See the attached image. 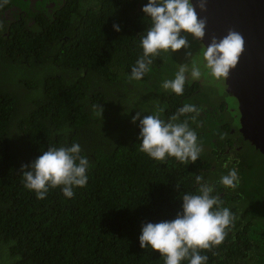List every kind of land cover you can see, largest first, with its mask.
Instances as JSON below:
<instances>
[{"label":"trees","instance_id":"1","mask_svg":"<svg viewBox=\"0 0 264 264\" xmlns=\"http://www.w3.org/2000/svg\"><path fill=\"white\" fill-rule=\"evenodd\" d=\"M115 1L128 10L104 0L86 10L89 0H79L84 11H71L69 1L57 17L35 13L40 25L0 22V264H165L159 252L141 248L142 225L175 219L182 196L198 194L201 184L235 216L221 245L198 250L206 264H264V155L245 141L227 153L239 139L230 123L211 114L209 125L201 124V94L162 87L175 78L184 49L161 52L141 80L130 78L143 55L135 34L151 19L130 9L140 0ZM185 103L200 110L180 117L197 133L198 160L156 161L142 152L136 112L163 109L158 114L168 121ZM74 143L89 160L88 183L71 198L57 187L38 199L24 186L22 166ZM233 168L239 183L228 188L220 181Z\"/></svg>","mask_w":264,"mask_h":264},{"label":"clouds","instance_id":"2","mask_svg":"<svg viewBox=\"0 0 264 264\" xmlns=\"http://www.w3.org/2000/svg\"><path fill=\"white\" fill-rule=\"evenodd\" d=\"M208 2L209 0H196L195 3L193 0H149L142 11L151 19V26L140 36L143 55L132 67L130 78L141 80L151 70L150 66L161 52L172 54L184 49L185 55L191 57L188 37L200 42L205 39L208 19L206 16L201 17L197 8L200 12H207ZM8 3L9 0H2L0 7ZM113 28L120 31L118 24H114ZM245 45L243 35L234 28H229L222 38L212 36L206 47L202 44V55L210 74L223 82L229 78L230 72L237 67L245 52ZM187 72L188 65H181L175 78L164 80L162 87L183 95ZM190 74L193 79H200L202 76L201 69L195 63L192 64ZM93 107L94 110L98 108L97 114L103 116L104 109L100 105ZM236 107L238 110V102ZM213 109L218 111L219 108ZM162 111L163 109H158L157 114L153 115L136 112L132 118L134 124L139 121V138L142 141L140 150L156 161L174 157L182 162L191 160L195 163L202 147L198 143L197 133L190 128L187 120L181 122L180 117L188 113L199 115L200 110L193 104L185 103L168 121L160 118L158 113ZM238 113L240 114L239 110ZM225 131L229 133L227 128ZM238 134L243 141L248 142L239 130ZM80 153L81 147L76 143L67 148L50 147L43 151L31 165L22 166L24 186L34 191L38 199H45L49 190L57 187L62 189L66 197H73L74 187H84L88 183L86 171L89 160ZM202 180V176H196L197 183ZM220 182L228 188H235L239 183L237 170L233 168L228 175L221 177ZM213 191L210 185L201 184L198 194L186 193L182 196L183 211L175 219L144 223L139 236L141 248L150 247L159 252L165 259V264H181L186 258L189 259V264H206L208 257L201 255L198 250H209L221 245L235 220L230 209L222 207L220 197L211 195Z\"/></svg>","mask_w":264,"mask_h":264},{"label":"water","instance_id":"3","mask_svg":"<svg viewBox=\"0 0 264 264\" xmlns=\"http://www.w3.org/2000/svg\"><path fill=\"white\" fill-rule=\"evenodd\" d=\"M197 11L208 19L201 42L205 47L212 36L222 38L229 28L245 39V52L224 82L228 96L239 105V132L264 155V0H209L207 12Z\"/></svg>","mask_w":264,"mask_h":264},{"label":"flooded vegetation","instance_id":"4","mask_svg":"<svg viewBox=\"0 0 264 264\" xmlns=\"http://www.w3.org/2000/svg\"><path fill=\"white\" fill-rule=\"evenodd\" d=\"M69 1L72 4V10L71 11H75L76 8H78L77 11H84V8H82L80 6L79 0H17L16 4H14V0H9V3L7 5L0 7V22H2V26H4V27L11 26V24L17 23V21H29L30 27L34 26L35 24L40 25V19L35 13L41 12L47 18L48 17H57L58 12L65 10V7L68 5ZM106 1L108 2L109 5H112V6L118 5L119 6L118 8H123V9L128 10V5H122L118 2H116L115 0H104V2H106ZM128 1H131V0H128ZM0 2H2V0H0ZM20 2H22L23 6L19 5ZM89 2H90V6L87 7L86 10L90 9L92 6V0H89ZM148 2H149V0H140L137 4L135 3L134 5H129V6H130V9L132 11L140 12V11H142L143 6H145ZM147 26L150 27L151 23H148ZM133 34H135V33H133ZM135 36L138 39H140L141 35H139L138 30H137V34H135ZM112 54L114 55L116 53L112 52ZM186 75H187V80H186L187 85H185V86H189L191 89H194V92L201 94L203 96L202 98L205 100V102L203 101L202 107H200V108H202V110H203L201 113L202 119L206 117L207 120L206 121L202 120L201 124L208 126L209 125L208 122L212 121V118H211L212 115H213V117H215V119L218 122L221 123V120L225 121L223 118L225 111L233 114V116H234L233 122L234 123H230V125L232 127L230 133L232 135H237L239 137V139H236L233 142V146L228 147L227 153L232 151V149L234 147L237 150H240V148L244 146V141L241 138V136L238 134L239 123H240V114L238 113L237 107L236 108H230L229 105L226 104L225 102L224 103L220 102L218 105L213 104L210 100L209 94L207 93V91H208L207 88L204 89L205 86H207L208 83H210V82L208 80H206L205 78L193 79L191 76H189L188 73H186ZM188 79L192 80V82H189ZM216 80H217V82L220 81V79H216ZM219 83H222L224 94L226 96L225 99L227 100L228 97H230V96H228V94L226 92L225 82H219ZM196 84H198L197 87H196ZM191 89H190V92H192ZM187 90L188 89H185V91H187ZM192 94H194V93H192ZM230 98H232V97H230ZM236 103H237V101H236ZM213 107H215V108L217 107L220 110L218 109V111H214ZM207 112L210 114L207 115ZM221 125H222V123H221Z\"/></svg>","mask_w":264,"mask_h":264},{"label":"rangeland","instance_id":"5","mask_svg":"<svg viewBox=\"0 0 264 264\" xmlns=\"http://www.w3.org/2000/svg\"><path fill=\"white\" fill-rule=\"evenodd\" d=\"M16 2H17V0H14V3H16ZM188 39H189V42L191 44L190 51L192 53V56L187 57L185 55L186 50L181 51L180 55H179V58L181 59V60L179 59V64L180 65H184V64L188 65V72L187 73L190 76H191V74H190L191 73V67H192L193 63H195L201 69V72H202L201 78H205L206 80H208L210 82V83H208L207 86H205L204 89L207 88V90H208L207 93L209 94L210 100L213 104L218 105L220 102L221 103L225 102L226 104L229 105L230 108H236L237 103L233 98L228 97L227 100L225 99L226 96L224 94L222 83H219V82H223V81L218 80L219 82H217L216 78L210 74V70L207 69L206 61L204 60L203 55H202V50L204 49V47L202 46V44H200L201 42L196 41L191 36H189ZM188 81L192 82V80H190V79H188ZM223 118L226 122L234 123L233 122L234 116H233V114H231L229 112L225 111ZM254 151H255L254 149L249 147V150L246 151V155L250 161H253L255 163V161L257 160V155L254 153Z\"/></svg>","mask_w":264,"mask_h":264}]
</instances>
